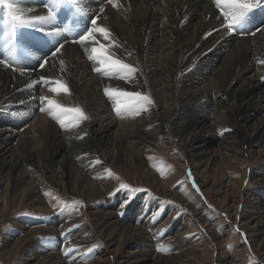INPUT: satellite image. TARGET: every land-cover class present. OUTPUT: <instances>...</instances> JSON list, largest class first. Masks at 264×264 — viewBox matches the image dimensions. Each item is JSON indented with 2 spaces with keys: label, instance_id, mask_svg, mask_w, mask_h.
I'll use <instances>...</instances> for the list:
<instances>
[{
  "label": "bare ground",
  "instance_id": "obj_1",
  "mask_svg": "<svg viewBox=\"0 0 264 264\" xmlns=\"http://www.w3.org/2000/svg\"><path fill=\"white\" fill-rule=\"evenodd\" d=\"M32 1L35 7L28 10ZM11 2L26 17L48 16L49 11L40 0ZM82 5L90 8V12L80 27L74 18V25L69 28L58 25L52 17L35 24L13 26L11 22L5 23L7 10H0V60L16 69L9 70L4 68V62L0 63V214L7 209V198L14 191L21 198L19 205L28 201L31 210L50 217L54 211L44 195L50 188L49 182L87 198L106 196L117 185L108 166L111 161L120 160L139 167L140 174L157 193L180 199L200 214L203 211L197 210V204L188 203L180 192H167L172 186L170 182L179 178V169L166 177L151 169L146 152L153 143L148 136L158 139L163 126L173 124V133L186 151V160L200 172L213 166L218 173L231 175L242 156L251 153L256 160L264 156V2L244 17L235 32L226 27L223 10L216 6L215 0H115V4L108 0H89ZM95 15L99 16L97 28H106L108 36L97 31L81 44L78 38L91 27ZM70 17L67 14L64 23ZM249 27L262 28L242 35ZM31 30L46 34L48 41L24 39L29 38ZM111 41L116 45L111 46ZM24 42H28L27 47ZM182 44L187 53L191 50L193 53L187 54L189 57L179 66L180 76L175 78L177 49ZM101 45L108 56L122 59L133 71H97L102 65L91 59L95 55L92 49ZM7 52L21 57L20 65H12L3 58ZM52 81L66 84L68 91H51L57 87ZM106 89L143 93L151 102L149 106L141 103L138 108L143 106V109H138L136 104L132 110L117 112L116 100L106 94ZM42 96L66 108H80L88 118L69 123L75 116L70 113L61 117L65 119L61 126L47 105H42ZM176 107H182L183 114L181 120L174 122ZM53 142L62 155L59 164L28 169L23 150L29 148L28 157H37L40 163V151L49 149ZM250 144H257V148ZM121 166L118 172L123 175L125 169ZM255 172L256 182L264 183V171ZM66 182L70 187L67 188ZM235 186L231 177L225 181L224 197L219 202L231 201L233 204L229 207L236 213L240 200ZM102 209L93 211L92 218L108 242L120 251L117 264H192L196 252L202 251L200 242L189 245L183 240L182 235L188 231L186 223L178 222L175 226L178 233L168 236L178 255L165 256L158 253L160 243L154 241L157 231L161 232L157 221L136 225L131 222L133 215L124 214L121 218V211L113 205ZM258 209L250 204L243 214L258 237L255 241L259 236L264 238V210ZM149 211L145 217L153 216ZM50 218L51 226H41V229L33 226L25 234H55L59 236L55 243L77 244L82 249L97 240L88 228L82 227L73 232L72 242L62 241L60 237L68 226L55 224L56 220ZM201 222L208 231L213 230V224ZM136 238L148 241L149 248L123 251ZM9 239L5 241L11 246ZM22 240L18 239L11 249H19ZM25 250L31 264H77L84 252L72 251L73 255H65L63 249L52 246L43 249L46 254L37 253L32 247ZM109 252L112 251L102 253L89 264H110ZM238 254L225 255L224 260L232 264Z\"/></svg>",
  "mask_w": 264,
  "mask_h": 264
},
{
  "label": "rangeland",
  "instance_id": "obj_2",
  "mask_svg": "<svg viewBox=\"0 0 264 264\" xmlns=\"http://www.w3.org/2000/svg\"><path fill=\"white\" fill-rule=\"evenodd\" d=\"M34 7L35 1L28 4V10ZM1 9L4 8H0V10ZM90 10L91 9L86 6L83 7L85 15L89 13ZM261 28L249 27L242 35L257 32V30ZM8 31L11 33V30L8 29ZM23 44L27 47L28 42H24ZM110 45L115 46L116 44L114 41H111ZM177 52L178 73L174 76L175 78L180 76V64L193 53L192 50L187 53L184 44L177 49ZM187 54H189V56H187ZM114 56L117 57L118 55L114 54ZM3 58L8 59L12 65L16 66L20 65L22 61L21 57L18 55L8 52L5 53ZM3 61L4 60L1 59L0 63ZM2 64L4 68L12 71L16 70L5 63ZM179 87H182L181 82H179ZM140 94L141 96H146V94ZM150 100L149 98V101ZM176 101L177 100H175V105ZM141 103L137 104V108L140 107ZM145 103L146 106H149V102ZM138 109H143V106ZM182 114L183 108L176 107L174 122L178 119L181 120L180 116ZM172 128L173 124L163 126L162 136L158 139L154 136L153 138L148 136L149 140L153 143L146 152L148 163L150 167H152L151 169L157 172L161 177L169 176L179 169V178L176 181L170 182L172 186L167 192H180L183 198L188 199V203L192 205L196 203L197 210L203 212L200 214L197 213L198 211L194 213L190 205L185 206V202L180 199L170 196L166 197L157 193L142 174H140V169L136 165H131L129 162L123 160H120V162L111 161L108 168L111 176L116 180L117 185L113 191L106 196L95 198L83 197L76 192L66 191L62 189V187L51 182H49L50 188L44 193L51 202L52 212H54L50 217L56 220L55 224L68 226L67 230L60 237L62 241L72 242L70 239L73 237V232L82 227L88 228L91 236L94 239L97 238V240L89 242V245L87 244L88 247L85 245L86 247L83 246L82 249V247L78 248L77 244L65 246V242L64 244L55 243L57 238V241L59 240V236L55 234L50 235L39 232L32 236H27L25 232L33 226L40 227L39 229H41V226H45L46 228L48 225L51 226L49 223L51 218L48 215L36 213L31 210V205L28 201L19 205L21 198L16 196L13 191L7 198V209L0 214V264H31L30 261L26 259V255L24 254V251H26L25 249H30V247H32L37 253L46 254V251L43 249L46 250L48 246H52V248L59 247L61 250L63 249L65 255L71 254L72 251L75 253L79 250H84L85 253L83 252L80 254V260L77 264H89L93 262L97 256L111 250V254L109 252L107 255L111 256L110 259L112 261L109 260V263L117 264L116 259H118L117 255L120 251H116L117 247L112 246L108 242L104 232L102 233L98 230V226H95V221L92 218L93 211L103 210L102 208L108 207L109 204L110 206L113 205L114 208H119L118 210L121 211L120 214L122 215L121 218L124 217V214L126 216L129 214L133 215V220H131V222L136 225H140L142 222L145 224H152L156 223V221L161 224L159 227V229L161 228V232H159V230L157 231L154 241H156L155 243H160L157 247L160 246L161 248L158 247L157 250H159L158 253L162 255H178L173 241L169 239L168 236L177 234L178 229H175V226L178 222L179 224L182 222L184 224L186 223L188 230H186L187 233L186 231L183 232L186 233L184 236L182 235L183 240L188 244L190 242H200L199 245L202 247V251L196 252L194 258L191 260L192 264H228L227 261L224 260V256L234 252H239V254L236 257L237 260H234L232 264H264V238L263 236H259L258 241L254 240L258 237L254 235V232L251 230L243 215L245 209L250 204L258 206V210H264V183L256 182L258 177H255V171H264V156L259 160H256L251 153L242 156V160L233 168L231 175L218 173L217 170H213V166L206 172H200L186 160V151L180 139L175 137ZM241 144L244 143L242 142ZM50 145L49 149L42 148L40 151V163L37 157H28L27 154L31 151L29 148L23 150V160L28 165V169H44L51 165L59 164L58 161H60L62 157V155L58 153L59 147L55 142ZM250 145L256 147L257 144ZM124 162L126 164H124ZM120 164L123 165L125 169L123 175L118 172L119 168L122 169ZM230 177L234 179L237 185L235 188L238 193L237 197L240 200V202L237 203L238 209L236 213L229 207L230 203H232L231 201L228 200L222 204L219 202V199H223L224 197L223 188L225 181H228ZM65 184L67 188L70 187L69 182ZM123 184H127L129 189H134V191L121 189L120 186ZM151 209L153 210L151 211ZM148 211L149 213H153V216L149 215L145 217L144 215H146L145 213ZM77 218H80V220L74 222ZM201 220L213 224V230L208 231ZM71 222L75 224L72 223V225H70ZM27 224H29V226H27ZM10 236H13L12 239H9ZM217 236L220 238H217ZM23 238L25 239L22 240ZM262 238L263 242L259 244ZM5 239L12 240L11 246H13L18 239L22 240L23 243L20 245L19 249L15 250L13 248L11 249V246H9L10 244H7ZM163 244H165V246H162ZM126 245L127 246L124 247L123 250L125 252L129 250L141 251V249L149 248V242L142 238H136ZM189 245L192 244L190 243ZM165 247H168L167 250H164ZM10 249L11 252L9 251ZM73 253L71 255H73Z\"/></svg>",
  "mask_w": 264,
  "mask_h": 264
},
{
  "label": "snow or ice",
  "instance_id": "obj_3",
  "mask_svg": "<svg viewBox=\"0 0 264 264\" xmlns=\"http://www.w3.org/2000/svg\"><path fill=\"white\" fill-rule=\"evenodd\" d=\"M108 2L115 4V0H108ZM262 2H264V0H215L216 6L223 10L222 15L226 20V27L234 32L236 31V27L240 24L244 17L250 11L257 8ZM0 8H4L7 10L5 23L11 22L13 26H16L18 24H32L34 21L47 20L53 16V12L50 10L47 17H26L25 14L11 2V0H0ZM103 10V8H100L101 12H103ZM98 19L99 16H95L94 18H92L91 27H89V29L78 38L81 44L91 39L93 34L97 31L103 33L105 37L108 36V30L106 28H97ZM59 50L60 49L57 47L56 51ZM92 52L95 53V55H93L91 59L97 60L102 65V67L100 69H97V71H103L105 73H107L109 70L129 72L133 71L130 65L123 63L118 59H113L111 56H108L104 51V45H101L100 48H93ZM53 55H55V53H53ZM3 62L7 65V61ZM8 66L11 67V65ZM43 66L44 64L41 63L40 67ZM44 82L48 83V81ZM52 83H55L57 87L52 88L51 91H68L66 84H62L59 81H52ZM105 91L107 95L115 98L117 112H120L121 109H124L126 111L132 110L138 103L149 102V97L141 96L140 93H130L123 91L112 92L108 89H106ZM40 100L42 105H47V109L51 111L53 117L60 120L61 126L65 124V119H62L61 117L67 116L70 113H75V116L69 119V123H71L72 120L88 118L80 108H66L63 105L59 104L56 100H53L47 96L40 97ZM41 110H44V108L42 107ZM120 187L121 189H129V186L127 184H123ZM129 191H134V189H129Z\"/></svg>",
  "mask_w": 264,
  "mask_h": 264
}]
</instances>
